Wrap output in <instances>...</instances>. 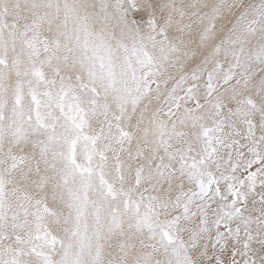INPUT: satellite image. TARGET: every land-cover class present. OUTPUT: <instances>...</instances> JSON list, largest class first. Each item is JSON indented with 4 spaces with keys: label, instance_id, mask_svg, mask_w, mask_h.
<instances>
[{
    "label": "rangeland",
    "instance_id": "374dc122",
    "mask_svg": "<svg viewBox=\"0 0 264 264\" xmlns=\"http://www.w3.org/2000/svg\"><path fill=\"white\" fill-rule=\"evenodd\" d=\"M139 1L0 0V264H264V0Z\"/></svg>",
    "mask_w": 264,
    "mask_h": 264
},
{
    "label": "bare ground",
    "instance_id": "6f19581e",
    "mask_svg": "<svg viewBox=\"0 0 264 264\" xmlns=\"http://www.w3.org/2000/svg\"><path fill=\"white\" fill-rule=\"evenodd\" d=\"M63 1H65V0H63ZM131 1V0H130ZM133 1V0H132ZM139 1V0H138ZM219 1V0H218ZM230 1V0H229ZM66 2H68V1H66ZM140 2V4H141V0L139 1ZM161 2V1H160ZM237 2V1H236ZM129 3V2H128ZM134 3H136V2H134ZM144 3H147V2H144ZM148 3H149V1H148ZM48 4V3H47ZM83 4H84V2H83ZM88 4V3H87ZM190 4V3H189ZM236 4V3H235ZM67 5V4H66ZM130 5H131V3H130ZM150 5V4H149ZM207 5H209L210 6V4H207V2H206V8L208 9L209 8V6L207 7ZM222 5V4H221ZM110 6V5H109ZM135 6V5H134ZM159 6H161V5H159ZM167 6H169V5H167ZM189 6V5H188ZM96 7H98V5L96 6ZM113 7V6H112ZM239 7V6H238ZM126 9H128L127 7H125ZM131 8H132V6H131ZM159 8V7H158ZM205 8V9H206ZM90 9V8H89ZM92 9V8H91ZM108 9V8H107ZM106 9V10H107ZM110 9H111V7H110ZM114 11H115V9L114 8H112ZM125 9V10H126ZM130 9V8H129ZM134 8H132V9H130L129 11H132ZM172 9V8H171ZM97 10V9H96ZM106 10H104V11H106ZM156 10V9H155ZM154 10V12L156 13L157 11H155ZM110 11V10H109ZM108 11V12H109ZM114 11H113V13H114ZM119 12H120V10H118ZM166 11H169V10H166L165 9V12ZM48 12V11H47ZM98 13H94V15H92V16H94V17H97L98 16V14H99V11H97ZM159 12H160V10H159ZM240 12H241V8H239V9H237V7L235 6V8H234V6L230 3V5L228 6V9H221V10H219V11H217L216 12V14H215V17L214 18H217V19H215L214 21H213V23H212V25L210 24L209 26H210V29H209V33L208 34H206L207 35V37H209V38H211V39H214L215 37H217V36H220V38L223 36V34L224 33H226V32H228V31H230V27L227 25V24H224V23H226V22H228L227 20H230V22H231V24H232V22L240 15ZM65 13H66V11H63L62 13H60V14H55V11H53L52 10V17L50 18V20L52 21V22H54L56 25H55V27H59V30H60V28H63V30L65 31V33L66 34H68L69 35V33L70 32H72V31H74V32H76V33H78L77 31L79 30V28L78 27H76V25H75V23H74V25H73V22L71 23L70 22V19L69 18H66L65 17ZM105 12H102V14H104ZM116 13V12H115ZM122 13H124L125 14V12H122ZM132 13H133V11H132ZM136 14L137 13H140L141 15L143 14V12L141 11V10H139V11H136L135 12ZM162 13H164L163 11H162ZM76 14V13H75ZM110 14V13H109ZM118 14V13H117ZM120 14V13H119ZM127 14H128V12H127ZM156 14H158V13H156ZM160 14V13H159ZM167 14V13H166ZM116 15V14H115ZM155 15V14H154ZM51 16V15H50ZM102 15L100 14L98 17H100V19L102 18L101 17ZM114 16V15H113ZM113 16H111V14H110V17H113ZM163 16H165V15H163ZM203 16V15H202ZM118 17V16H117ZM121 17V16H120ZM122 17H123V15H122ZM129 17V15L127 16V18ZM124 19H125V17H123ZM126 18V19H127ZM154 18V17H153ZM219 18V19H218ZM239 18V17H238ZM104 19V18H103ZM105 19H106V17H105ZM104 19V20H105ZM110 19V21H111V19L112 18H109ZM115 19V18H114ZM117 19V18H116ZM116 19H115V21H116ZM119 19V18H118ZM147 19V18H146ZM145 19V20H146ZM167 19V18H166ZM165 19V20H166ZM170 19V18H169ZM172 19V18H171ZM226 19V20H225ZM108 20V19H107ZM107 20H105V21H107ZM119 20H121L120 21V23L121 22H124L125 20H122L121 18L119 19ZM128 20V19H127ZM130 20V19H129ZM177 20H179V19H177ZM50 21V22H51ZM73 21V20H72ZM74 21H76V20H74ZM236 21V20H235ZM238 21V20H237ZM48 22V21H47ZM50 22H49V25H52V24H50ZM118 22V21H117ZM179 22V21H178ZM177 22V23H178ZM182 22V21H181ZM111 23H113V22H111ZM169 23V22H168ZM235 23V22H234ZM107 24V23H106ZM130 24V23H129ZM128 23L127 24H125L124 25V23H123V25H124V28L122 27L121 29L123 30V29H125L126 28V26L127 25H129ZM180 24V23H179ZM113 25H114V23H113ZM116 26L118 25L119 26V24H115ZM79 26V25H78ZM100 26V25H99ZM109 26H111V24L109 25ZM130 26V25H129ZM238 26H239V24H238ZM241 26V25H240ZM80 27V26H79ZM96 28H97V26H95ZM112 27V26H111ZM166 27V26H165ZM248 27V26H247ZM96 28H94V30H97ZM113 28V27H112ZM119 28H120V26H119ZM135 28V27H134ZM100 29V28H99ZM133 29V28H132ZM62 29H61V31H63ZM115 30V29H114ZM126 30V29H125ZM128 30V29H127ZM126 30V31H127ZM236 30V29H235ZM101 31V30H100ZM124 31V30H123ZM137 31V30H136ZM136 31H134L135 33H136ZM168 31H170V30H168ZM96 32V31H95ZM134 32H133V34H134ZM158 32V31H157ZM157 32H156V34H157ZM239 32V31H238ZM249 31H248V29H246L245 31H244V33L246 34V33H248ZM101 33V35H103V34H106V33H104V32H100ZM126 33H128V32H126ZM125 33V34H126ZM131 33V32H130ZM138 33V32H137ZM159 33H161V32H159ZM168 33V32H167ZM206 33V31L205 30H203V32H202V36L204 35ZM237 33V32H236ZM62 34V33H61ZM132 34V33H131ZM136 35V34H135ZM140 35L141 34H139V35H136V37H137V40H139V44H138V46H139V48H136L137 50H138V54L140 53V56H141V58L142 59H140V58H138V59H136L135 57H137V56H132L133 58H131V60H130V64H128V68H130L131 67V69H134L136 72H137V77H138V73H140L141 75H142V78H141V81L143 80V81H148L147 79H148V75L150 74V71H148V70H146V68L145 67H147L148 65H149V60L151 61V60H154L153 59V57L155 58V56L157 55V54H154V56H151V54H150V52H152V51H150V49H149V46H147L148 45V42H150L151 41V39H152V36L150 37V36H148L147 38L144 36L143 37V39L140 37ZM146 35H147V33H146ZM151 35H153V34H151ZM127 36H130V34L129 35H127ZM157 36H158V34L157 35H155V37L157 38ZM205 36V35H204ZM247 37V36H246ZM117 38V37H116ZM160 37H158V39H159ZM156 40V39H155ZM154 40V41H155ZM205 40V39H204ZM107 42V44H109L108 42H109V40L107 39L106 40ZM130 41H131V39H130ZM157 41V40H156ZM151 42H153V41H151ZM163 42V41H162ZM105 43V44H106ZM154 43V42H153ZM152 43V44H153ZM161 43V42H160ZM105 44H103L104 46H105ZM110 44H111V42H110ZM151 44V43H150ZM151 44V45H152ZM171 44V43H170ZM168 42H166V41H164V43H163V46L161 45V46H159V45H157L156 44V46H159V50L160 49H165L167 46H169L170 45ZM212 44H214V47H213V50L214 51H219V54H221V50H219V44H220V39H219V41L217 42V43H212ZM150 45V46H151ZM137 46V45H136ZM136 46H134V47H136ZM137 46V47H138ZM155 46V45H154ZM61 47H64V45H62ZM61 47H60V49H61ZM154 48V47H153ZM135 49V48H134ZM152 49V48H151ZM210 49V48H209ZM156 51V50H155ZM155 51H153V52H155ZM211 51V50H210ZM100 52V51H99ZM136 52V51H135ZM152 52V53H153ZM165 54H167L166 52H164ZM216 53V52H215ZM70 55V54H69ZM69 55H67V56H65V55H63V54H61V57H63L64 59H66V57L68 58V56ZM168 55V54H167ZM71 56V55H70ZM158 56V55H157ZM72 58H74V56L72 55ZM238 59V58H237ZM72 61V60H71ZM232 62V61H231ZM74 64H78L80 67H83L84 66V64H83V62L82 61H80V60H77V59H75V61H74ZM138 64H140L142 67L141 68H143V69H139L138 67H140ZM166 64V63H165ZM167 66V65H166ZM165 66V67H166ZM164 67V68H165ZM189 67H191V66H189ZM153 67H151V69H152ZM155 69V68H154ZM134 70H132V71H134ZM141 70H143V72L141 71ZM130 71V70H129ZM131 71V72H132ZM147 73V74H146ZM155 73V72H154ZM128 74V73H127ZM151 74H153V73H151ZM150 74V75H151ZM253 74V73H252ZM263 74V73H262ZM140 77V76H139ZM150 79V78H149ZM245 85V84H244ZM244 88H241V90H243ZM241 93V92H240ZM186 107V106H185ZM184 107V108H185ZM188 107V106H187ZM154 110V109H153ZM185 110H186V108H185ZM151 111H152V109H151ZM188 111V110H187ZM227 113V112H226ZM230 114V113H229ZM228 115V114H227ZM230 116H231V114H230ZM158 117V116H157ZM228 117V116H227ZM218 130V129H217ZM154 131V130H153ZM155 132V131H154ZM154 132L152 133V134H154ZM222 132V131H221ZM142 133V132H141ZM142 135V134H141ZM155 135H156V133H155ZM156 137H158L157 135H156ZM152 142H155L154 141V139H153V141ZM151 142V143H152ZM143 145V144H142ZM151 145V144H150ZM156 145V144H155ZM241 151V150H240ZM242 152V151H241ZM250 223V222H249ZM253 223V222H252ZM184 255V254H183ZM243 258V257H242Z\"/></svg>",
    "mask_w": 264,
    "mask_h": 264
}]
</instances>
